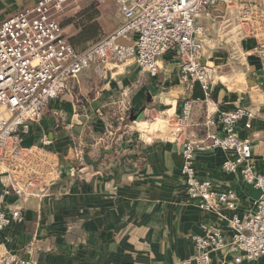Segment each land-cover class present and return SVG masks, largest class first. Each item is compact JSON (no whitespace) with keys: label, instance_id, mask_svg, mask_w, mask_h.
<instances>
[{"label":"crops","instance_id":"0c3cea01","mask_svg":"<svg viewBox=\"0 0 264 264\" xmlns=\"http://www.w3.org/2000/svg\"><path fill=\"white\" fill-rule=\"evenodd\" d=\"M37 1L0 0V23ZM243 6L234 0L200 19L207 30L201 62L212 68L208 98L170 55L159 57L155 77L128 60L107 63L103 77L92 67L69 80L23 143L53 140L41 171L23 170L18 178L0 169V191L11 188L5 209L19 208L24 216L0 234V264L8 252L33 264H178L195 253L191 237L203 234L204 225L230 237L231 216L253 210L259 190L241 172L222 168L229 151L200 150L197 175L217 192L235 191L237 207L199 208L185 190L182 144L218 131L207 127V115L249 108L256 115L252 129L241 122L238 130L251 136L255 169L264 174V11L262 20L255 9L247 17ZM186 100L191 114L182 126ZM104 149L97 168L84 159H99ZM16 184L21 194L12 190ZM233 258L228 247L212 253L213 264ZM244 264H264V257Z\"/></svg>","mask_w":264,"mask_h":264},{"label":"built area","instance_id":"2783aa9c","mask_svg":"<svg viewBox=\"0 0 264 264\" xmlns=\"http://www.w3.org/2000/svg\"><path fill=\"white\" fill-rule=\"evenodd\" d=\"M114 1L122 21L102 40L83 51L70 43L59 17L66 9L82 2ZM234 0H38L0 23V169L10 173L40 172L41 162L53 140L42 139L41 145L25 146V137L33 122H41L50 102L68 89L71 78L94 68L103 77L109 62L134 61L151 76L158 75L159 57L173 56L180 63L186 80L198 81L206 98L210 97L212 68L201 62L206 27L201 17L212 8L227 7ZM192 103L186 100L178 122L186 125ZM253 110L236 107L207 115V127L218 131L208 134L201 143L184 141L181 174L185 190L203 210L225 205L237 207L233 190L217 192L209 179L200 178L195 167L197 151H229L222 168L241 172L244 181L259 190L251 211L235 212L230 218L232 233L204 225L203 234L192 235L195 253L178 264H213L212 253L228 247L234 253L231 264H244L264 257V174L257 172L251 136H241L238 125L252 129ZM179 126L178 129H180ZM18 178H20L17 175ZM23 192L20 184L12 188ZM6 187L0 191V234L21 223L19 208L5 209ZM7 239V238H6ZM3 243L0 237V246ZM4 264H33L14 252L2 258Z\"/></svg>","mask_w":264,"mask_h":264},{"label":"rangeland","instance_id":"374dc122","mask_svg":"<svg viewBox=\"0 0 264 264\" xmlns=\"http://www.w3.org/2000/svg\"><path fill=\"white\" fill-rule=\"evenodd\" d=\"M241 4H244L241 9L248 11L247 17L251 15V9H255L262 20L264 0H238V5ZM59 19L64 24L68 39L76 40L75 45L81 51L102 40L120 23L118 6L114 1L105 3L85 1L66 9L60 14ZM93 23H99V26H91ZM83 34H87L89 39L83 40ZM158 124L161 126L162 122Z\"/></svg>","mask_w":264,"mask_h":264},{"label":"water","instance_id":"95a60500","mask_svg":"<svg viewBox=\"0 0 264 264\" xmlns=\"http://www.w3.org/2000/svg\"><path fill=\"white\" fill-rule=\"evenodd\" d=\"M106 153H108V150H107V149H104V150H102L99 159H92V158H90V157L88 156V154H86V155L84 156V159L86 160L87 163H89V164L93 165L95 168H97V166H98L100 160L104 157V155H105Z\"/></svg>","mask_w":264,"mask_h":264},{"label":"trees","instance_id":"16d2710c","mask_svg":"<svg viewBox=\"0 0 264 264\" xmlns=\"http://www.w3.org/2000/svg\"><path fill=\"white\" fill-rule=\"evenodd\" d=\"M62 25H64V24H62ZM91 26H99V23H93V25H91ZM83 36H84V38H83V40H87V39H89V37L87 36V34L86 35H84L83 34ZM70 41V40H69ZM75 41L76 40H74V39H72L71 41H70V43L73 45V47L77 50V51H81V50H78V48L76 47V45H75ZM85 50V49H84ZM83 51V50H82Z\"/></svg>","mask_w":264,"mask_h":264}]
</instances>
